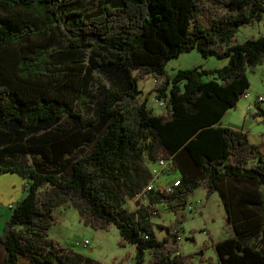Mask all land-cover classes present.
<instances>
[{
  "label": "trees",
  "instance_id": "trees-1",
  "mask_svg": "<svg viewBox=\"0 0 264 264\" xmlns=\"http://www.w3.org/2000/svg\"><path fill=\"white\" fill-rule=\"evenodd\" d=\"M263 14L264 0H0V173L26 189L8 205L1 264H99L48 235L64 202L84 224H113L134 264L145 252L149 264H187L171 243L178 229L160 224L173 237L157 238L150 217L157 202L184 207L198 186L216 192L232 230L212 242L218 264H264V156L218 124L248 85L245 69L264 58V32L236 42L234 31ZM192 48L227 61L166 74ZM94 70L117 85L92 91ZM145 75L161 111L136 98ZM158 158L179 171L169 190L146 162Z\"/></svg>",
  "mask_w": 264,
  "mask_h": 264
},
{
  "label": "rangeland",
  "instance_id": "rangeland-1",
  "mask_svg": "<svg viewBox=\"0 0 264 264\" xmlns=\"http://www.w3.org/2000/svg\"><path fill=\"white\" fill-rule=\"evenodd\" d=\"M81 1L86 3L90 0ZM263 32L264 14L252 22L238 25L234 31L233 40L242 41L247 37L257 36ZM88 49L86 48V52ZM226 61V56L217 57L212 54L202 56L196 48H192L180 51L176 56L169 58L164 64V68L166 74L171 75L177 68L193 65L212 68L221 66ZM245 74L248 80V85L245 88L247 96L239 95L235 104L228 107L218 121L235 122L236 124L245 121L244 127L249 128L248 138L258 140L263 133L264 114L254 112L257 110V106L264 109V100L258 103L256 101V95H264V58L256 65L247 67ZM92 77V91L101 85L104 87L117 85L116 81L97 70L93 71ZM137 85L140 89L136 96L138 100L146 98L147 104L151 106L154 112L164 109L163 104H158L155 92L151 89L154 85L152 76L145 75L138 78ZM250 113H253V116ZM73 117V115H66L62 124H71ZM85 148H87V144L82 146V149ZM146 162L151 169L156 170L153 182L157 184L171 181L179 172L178 170L166 171L161 168L157 170L156 162ZM25 191L24 179L16 172L0 173V232L9 214L8 205L23 196ZM125 205L128 208H133V199H127ZM155 207L157 213L151 215L150 219L153 222V229L157 238L162 236H166V240L172 238L173 236L167 233L165 227L159 226L160 224H171V229L175 226L180 235L179 238L174 236L175 240L172 238V241H175L181 253L189 254L187 264H218L212 242L231 234L232 230L228 225L224 208L220 204L216 192L206 194L203 187L198 186L188 195L187 203L182 208L171 210L163 202L155 203ZM54 213L58 215L59 219L50 225L51 228L49 227L47 232L61 245L91 256L102 264H127V261L134 264L133 244L119 242V234L113 224L108 225L107 228H94L89 224H84L75 207L69 203L56 206ZM83 238L88 241L84 245L81 243ZM0 249H2L1 246ZM147 257L148 253L145 252L144 259L140 264H149Z\"/></svg>",
  "mask_w": 264,
  "mask_h": 264
},
{
  "label": "crops",
  "instance_id": "crops-1",
  "mask_svg": "<svg viewBox=\"0 0 264 264\" xmlns=\"http://www.w3.org/2000/svg\"><path fill=\"white\" fill-rule=\"evenodd\" d=\"M247 109H249V108H247ZM218 124H221V125H225V126H229V127H232V128H234V129H239V130H242V131H244L245 133H246V136H247V133L249 132V128H245L244 127V124H245V121L244 122H241L240 124H236L235 122H224V121H222V120H219L218 121ZM245 130H244V129ZM247 139H248V141L249 142H252V143H254V144H256L257 145V149H258V152L259 153H261L263 156H264V135H263V133H261V138H259L258 140H250L249 138H248V136H247ZM158 169V168H157ZM170 182V181H169ZM218 197V196H217ZM219 200V199H218ZM68 202H64V203H62V204H67ZM10 204H12V203H10ZM70 204V203H69ZM57 215V214H56ZM59 219V217H58V215H57V220ZM56 220V221H57ZM51 228V227H50ZM48 231V230H47ZM48 233V232H47ZM86 240V238H83L82 239V244L84 245V244H86L88 241L86 240L84 243H83V240ZM171 243L173 244L174 243V245L176 246V243H175V241L174 242H172V240H171ZM0 246H1V248L2 249H0V264H1V260H2V257H3V247H2V244L0 243ZM177 248H178V246H176ZM73 250V249H72ZM133 250H134V246H133ZM73 251H75V250H73ZM75 252H78V251H75ZM78 253H80V252H78ZM80 254H82V255H85V256H87V257H90L91 259H93L94 261H97V262H99L98 260H96V259H94V258H92L91 256H88V255H86V254H83V253H80ZM18 264H30V262L27 260V259H25V258H23V257H20V259H19V263ZM79 264H82V263H79ZM89 264H98V263H89ZM99 264H102V263H100L99 262Z\"/></svg>",
  "mask_w": 264,
  "mask_h": 264
},
{
  "label": "built area",
  "instance_id": "built-area-1",
  "mask_svg": "<svg viewBox=\"0 0 264 264\" xmlns=\"http://www.w3.org/2000/svg\"><path fill=\"white\" fill-rule=\"evenodd\" d=\"M240 95L246 97V96H247V91H243V92H241ZM263 100H264V95H262V94H258V95H256V101H257V102H259V101H263ZM247 108H249V106H247ZM263 133H264V124H263ZM156 163H157V165H158V169H157V170H159L160 168L162 169V168L165 166V160H163V159H161V158L156 159ZM152 170H153V172L156 171V170H154V169H152ZM177 183H178L177 178H173L170 182L165 183V184L161 185L160 187L163 188L164 190H169V189H171V187H172L173 185H176ZM150 185H151V183L149 182L148 184L145 185V188L148 189V188L150 187ZM152 212H154V211H152ZM175 236H176L175 238H179L180 235H179V233L177 232V234H176ZM175 238H174V239H175ZM85 241H86V240L84 239V240H83V243H84ZM127 264H131V262H130V261H127Z\"/></svg>",
  "mask_w": 264,
  "mask_h": 264
}]
</instances>
